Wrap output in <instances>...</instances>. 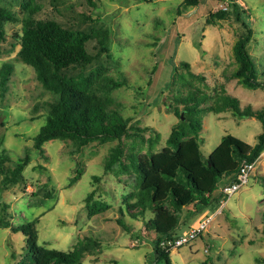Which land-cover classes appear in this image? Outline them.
Returning <instances> with one entry per match:
<instances>
[{
  "label": "rangeland",
  "instance_id": "374dc122",
  "mask_svg": "<svg viewBox=\"0 0 264 264\" xmlns=\"http://www.w3.org/2000/svg\"><path fill=\"white\" fill-rule=\"evenodd\" d=\"M70 1L72 13L62 19L66 26L86 33L110 31L112 60L103 57L93 66L125 80L111 98L121 105L131 128L146 129L141 139L121 140L125 155L143 156L149 148H164L178 122L175 109L182 110L181 97L204 98L201 107H207L225 94L237 99L240 109H264L263 90H247L230 78L236 67L232 47L245 23L252 30L247 50L257 80L264 83V0H201L189 8L182 7L184 0ZM19 6L20 0H0V7L14 16ZM46 13H51L49 6ZM20 18L3 25L5 42H0V68L11 66L5 90L0 91V148L12 161L28 157L29 162L23 170L24 192L17 185L2 190L0 182V203L10 205L13 224L35 222L37 244L43 248L69 251L86 237L97 240L99 251L84 255V264H163L155 260L154 235L145 231V221L125 210L137 190L128 158L104 171L116 142L89 143L79 153L63 141L44 144L42 155L33 149L32 138L44 124L46 103L53 97L42 89L34 70L16 60ZM199 117L204 159L226 135L253 146L262 132L260 122L251 117L205 111ZM45 189L51 199L38 202ZM204 216L212 219L207 231L190 246L170 251V264H264V156L255 161L248 183L223 208L203 209L176 233ZM24 245L22 234L0 228V264H13L12 255L21 254Z\"/></svg>",
  "mask_w": 264,
  "mask_h": 264
},
{
  "label": "trees",
  "instance_id": "16d2710c",
  "mask_svg": "<svg viewBox=\"0 0 264 264\" xmlns=\"http://www.w3.org/2000/svg\"><path fill=\"white\" fill-rule=\"evenodd\" d=\"M200 1L184 0L182 7H196ZM70 2L20 0L17 16L0 7V42H5L3 25L18 21L16 18L20 16V47L16 60L31 67L42 89L53 97L46 103L44 124L32 138V147L42 155L44 144L63 141L71 143L75 153H79L89 143L116 142L105 161L104 171L121 165L123 158H128L129 168L137 180V190L125 210L145 221V231L154 235L155 260L170 264L169 248L161 244L173 241L179 236L176 231L203 209L209 207L215 211L223 198L220 188L235 181L243 161L255 162L264 152V109H240L238 100L225 94L219 95L207 107H201L204 98L181 97L182 110L175 109L178 122L171 127L164 148L158 152L149 148L143 156L125 155L121 140L141 139V133L146 129L131 128L129 120L121 114V105L111 98L113 91L125 86V80L115 79L93 66L103 57L112 60L110 31L101 28L86 33L66 26L62 19L69 11L72 13ZM84 2L90 4L91 0ZM47 6L51 8L49 14L46 13ZM62 6L64 14L60 11ZM224 12L220 11L221 14ZM243 27V34L232 47L236 67L230 78L247 90L264 91V83L257 80L255 63L247 50L252 30L245 23ZM10 73L11 66L5 64L0 68V91L5 90ZM203 111L215 115L230 113L237 119L255 118L260 122L262 132L253 146L226 135L204 159L199 146L202 131L199 115ZM28 162V157L12 161L10 153L0 148V175L5 174L0 181L2 190L17 185L24 192L23 170ZM7 165L12 166L8 168ZM122 170L127 169L122 165ZM48 195L45 189L44 199H36L43 203L51 199ZM121 210L119 208L122 217ZM13 218L10 205L1 202L0 228L25 237L22 253L11 257L13 264H84V255H92L100 249V243L91 237L80 240L69 251L43 248L37 244L35 222L26 219L25 223L15 225ZM118 224L123 227V220L119 219Z\"/></svg>",
  "mask_w": 264,
  "mask_h": 264
},
{
  "label": "built area",
  "instance_id": "2783aa9c",
  "mask_svg": "<svg viewBox=\"0 0 264 264\" xmlns=\"http://www.w3.org/2000/svg\"><path fill=\"white\" fill-rule=\"evenodd\" d=\"M222 10L226 11L227 7H222ZM254 166L255 162L248 163L243 161L239 166L235 181L220 188L219 193L223 197L220 201V208L225 206L228 198L232 197L240 188L248 183L249 175L253 171ZM211 220V217H204L195 226L187 228L185 232L173 238V241L162 243L161 246L164 247V244H166L169 251H176L182 247L190 246L193 242L200 239V237L207 231Z\"/></svg>",
  "mask_w": 264,
  "mask_h": 264
},
{
  "label": "crops",
  "instance_id": "0c3cea01",
  "mask_svg": "<svg viewBox=\"0 0 264 264\" xmlns=\"http://www.w3.org/2000/svg\"><path fill=\"white\" fill-rule=\"evenodd\" d=\"M263 156H264V152H263L259 157H263ZM221 184H222V183H221ZM204 217H205V216H204ZM200 220H201V219H200ZM198 222H200V221H198ZM198 222H197V223H198ZM197 223H196V224H197ZM196 224L191 225V226H195ZM191 226H188L187 228H189V227H191ZM187 228H186V229H187ZM185 231H186V230H185ZM185 231H184V232H185ZM182 233H183V232H181V234H182ZM179 235H180V234H179Z\"/></svg>",
  "mask_w": 264,
  "mask_h": 264
},
{
  "label": "water",
  "instance_id": "95a60500",
  "mask_svg": "<svg viewBox=\"0 0 264 264\" xmlns=\"http://www.w3.org/2000/svg\"><path fill=\"white\" fill-rule=\"evenodd\" d=\"M180 116H182V115H180Z\"/></svg>",
  "mask_w": 264,
  "mask_h": 264
}]
</instances>
